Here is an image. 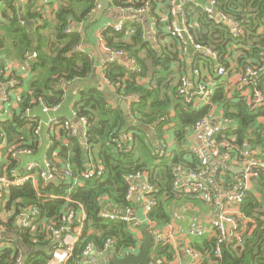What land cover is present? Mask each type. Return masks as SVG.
I'll use <instances>...</instances> for the list:
<instances>
[{
	"label": "trees",
	"instance_id": "16d2710c",
	"mask_svg": "<svg viewBox=\"0 0 264 264\" xmlns=\"http://www.w3.org/2000/svg\"><path fill=\"white\" fill-rule=\"evenodd\" d=\"M4 1V18L0 19V51L9 53L13 49L22 61L28 60L33 77L29 90L21 97L19 110L13 113L12 118L0 121V132L5 134L10 145L22 142L23 146L35 147L32 137L35 126L27 117L26 110L35 107L39 97H43L51 107L60 105L66 99V90L59 85L62 82L69 85L83 81L74 110L78 118L86 117L88 120L87 144L91 149L90 154L100 163V168L93 177L81 178L84 164L89 159L88 149H85L79 136L69 137L68 146L62 143V139H57L56 145H61L60 156L70 162L80 182L73 186L69 194L67 188L70 185L66 182L60 185L54 182L41 184V196L32 182L11 187L7 198L18 211L36 206L41 213L34 220L35 226L20 230L22 241L35 248L28 253L26 261L21 260L24 249L11 240L10 246L0 249V264H48L54 256V238L50 237L43 225L51 220L60 225L65 223L61 218L63 207L67 204L69 207L76 205L63 198H51L52 194L69 195L72 200L81 202L87 213L84 233L75 244L74 254L67 264L81 262L88 241L93 240L97 248L102 249L109 237L116 240L114 257L121 258L132 253L143 242V238H139L132 228L153 232L157 227L170 224L173 212L181 211L182 208L185 210L187 205L209 208L206 195L176 190L175 168L177 165L185 169L201 167L200 159L188 147L187 136L197 121L209 114L214 104L223 107L227 121L216 135L217 143L229 142L234 145V155L240 157L243 144L249 141L258 150V157L264 161V125L259 122L260 117L264 116V105L254 106L247 96L239 92L233 94L230 85L220 81L215 87L211 103L195 108L178 91L185 70H181L178 75L175 69V64L184 60H181L178 50L180 41L173 33L169 34L170 43L163 46L159 43L155 48L151 40L146 39L142 23H126L121 31H115L110 26L103 30L102 38L106 46L127 52L142 70H127L116 60L106 64L102 77L113 84L117 99L111 103L109 91L101 90L98 84L96 86L97 81L92 74L94 59L79 49L85 31L92 24L89 21L95 16L96 0H59V8L53 13L52 19L42 15L35 0L22 2L23 15L20 14L19 0ZM113 1L118 7L138 8L146 0ZM148 1L151 4L150 14L156 17V21L160 20L156 11L160 4L164 5L171 19L170 0ZM209 1H215L214 18L205 10V4ZM184 11L195 43L217 52V58L226 71L230 70L228 57H232L234 51H241L239 60L242 66L246 62L264 64V0H193L186 4ZM219 13L231 15L244 27L245 35L235 37L232 27L216 17ZM169 19L164 22L165 25L170 23ZM80 24L84 27L80 28ZM128 28L133 29L131 35L127 34ZM157 28L161 41L164 33L161 21ZM45 30H51V34L45 35ZM8 39L10 47L6 45ZM32 52H36L37 56L27 59V53ZM188 53L206 61L211 57L197 49L189 48ZM258 78V88L264 91V72ZM142 79L148 81L141 82ZM2 80L5 78L2 77ZM132 96L138 99L131 102L130 110L126 113L119 102ZM167 115L170 119H164ZM66 130L68 132L65 128L62 133L66 134ZM169 133L174 134L178 148L168 150L169 155L162 156L157 152L164 143H168ZM10 159L11 166H16L15 159ZM139 171L148 174V182L154 187L153 191L145 195L155 200L147 215L150 222L136 225L133 221L102 217V211L137 205L133 199H127V176ZM258 172V177L252 180L253 189L246 192L242 203L234 206L241 215L240 227L234 240L222 244L221 257L213 256L216 237L205 235L190 239V245L204 253L201 261L204 264H264V169ZM232 176V172L227 171L223 177L225 186L237 181H233ZM105 197L108 199L104 200ZM187 213L188 217L193 216L190 211ZM7 226L14 227L13 220ZM174 253L172 243L165 241L154 244L150 257L155 264L163 256L171 260ZM107 264L113 263L109 261Z\"/></svg>",
	"mask_w": 264,
	"mask_h": 264
},
{
	"label": "built area",
	"instance_id": "2783aa9c",
	"mask_svg": "<svg viewBox=\"0 0 264 264\" xmlns=\"http://www.w3.org/2000/svg\"><path fill=\"white\" fill-rule=\"evenodd\" d=\"M48 1H57V0H48ZM193 0H170V11L169 16L170 25L173 35H175L178 40L180 41V47L182 53L186 54L189 51L190 43H193L195 49L202 51L204 48L200 43H195V39L193 34L190 32L189 27L187 25V19L184 18L183 23L178 20V16L182 14L186 17V12L184 11V7L187 3ZM97 4L95 10H98L102 4L96 0ZM212 7H208L205 5V10L208 12L210 17L214 18L215 14L213 12V6L215 1H209ZM122 8V7H121ZM151 4L150 1H144V5L142 7L135 8L133 6L123 7V11L128 12H138V13H150ZM154 16H152L153 18ZM219 20L233 22L235 21L234 18L230 15L219 13L216 15ZM155 19V17H154ZM235 26L232 28V33L235 37L245 35V29L241 26L240 23L235 21ZM82 24H80L81 26ZM113 29L115 31H121L124 29L125 24L123 21L113 24ZM69 30V28H68ZM79 49L82 50V46H79ZM106 49L111 53L113 56L110 62L112 63L116 60L117 56H127L130 62H124L123 65L126 67L127 70H132L134 72H141L140 66L136 63L134 59L130 58V55L123 51H117L109 48L106 46ZM207 54L214 56L215 58L218 57V53L206 48ZM37 56L36 52L28 53L27 58H35ZM264 60V58H262ZM28 62V61H27ZM106 63V64H107ZM105 64V65H106ZM105 68V66H104ZM242 83L246 85L252 86V91L250 95H247V98L250 102L254 104V106H261L264 105V92L260 90L257 85L255 84L257 78L260 76L261 73L264 72V64H253L250 62L244 63L242 66ZM227 71L224 67H220L218 69V74L220 77L224 76ZM4 75V74H2ZM1 76V75H0ZM109 82V80L107 79ZM17 81L15 79L11 80V84H15ZM111 86L113 84L109 82ZM190 82L187 78H183L181 85L179 87V93L184 94L187 97V101L195 103L198 99H204L206 101H210L213 96V90L210 89L205 82H200L197 86V89L190 91L189 88ZM114 87V86H113ZM0 88V109L5 103H8L11 100L10 93L8 91H4ZM240 94L245 95L246 93L242 92ZM128 99V98H126ZM137 96L129 97L130 103L133 100H137ZM39 105L42 106V110L44 112H48L50 110L57 111L59 105H55L53 107L47 105L43 97H39L36 101ZM194 105V104H193ZM195 106V105H194ZM195 108H197L195 106ZM74 111V116L77 117V112ZM26 115L32 122L36 123L35 128V136L40 134L42 127L46 124L42 121L36 113H32V109L26 110ZM78 118V117H77ZM79 121L82 123L84 127V131L82 135L84 137V146L88 149L89 153V165L88 167L83 170L80 177L89 179L93 177L97 170L100 168V163L95 160L93 154H90L89 145L87 144V125L88 120L86 117L78 118ZM164 119H170V116L167 115ZM62 122V124H61ZM210 117L208 115L202 117L197 123L194 125L193 130L195 131H204V146L203 147H192V151L198 156L201 161V167L199 169H192L187 168L185 169L182 165H177L175 170L177 171L176 181H175V188L178 192H192L195 191L197 193H201L203 196H209V188L207 183L205 182V176L208 171L209 163H210V155L213 154L217 156L219 160H222L226 163H230L231 166L240 164L241 165V175L237 179V181L231 185L228 189V195L225 201L221 204L220 209L217 213V216L209 223H203L200 217L197 215H193L188 217L184 210L181 211H174L173 212V222L174 223H182L179 227L180 235L185 237H202L205 235H210L216 237V247L213 251L214 257H221L222 250L221 246L226 241H232L238 234V229L240 227V213L238 210L234 209L236 204H240L244 201L246 192L251 189L252 180L258 177L259 169H264V161L256 155V151L252 148V145L249 141H246L241 149L240 157L239 155H234V145L230 144L229 142H223L221 144L217 143L216 135L222 130V126L211 125ZM50 127L54 125H61L64 128L68 129V135L65 137L64 145H69V137H76L80 135V130L78 127L72 123L63 122L60 119L53 118L48 123ZM125 138V137H124ZM48 145V155L43 159H35L29 161L24 169H19L17 167L10 168L8 165H3L2 161L0 160V249L6 246H10L11 239L4 238L2 236L3 232L12 230L13 228L19 226L20 230L22 228H32L34 225V220L40 215L41 211L36 206L25 207L21 211H18L16 207L11 204V210L8 212L10 217H6L5 219L1 217L3 210L6 208L7 203L9 202L7 195L10 192L11 187L20 186L27 182H32L38 194L41 196L42 193L39 190L42 183H48L50 179L58 180L57 185L66 182L68 185L67 193L71 192L73 186L80 182V178L75 176L72 169L70 167H63L60 164V161L53 156L52 151L54 147V140L51 139ZM7 144V139L4 133H0V151L2 148L5 147ZM90 144V143H89ZM169 145L168 143H164V146H161L159 153L162 156L169 155L168 153ZM33 149L29 146L22 147H15V149L11 152L12 157H18L21 155L32 154ZM50 153V154H49ZM5 162V161H4ZM184 177L186 179H184ZM137 179H144L146 182V193H149L154 190V187L148 182V174L145 172H137L135 174H130L127 176V181L129 184L127 199L131 200L134 198V185ZM38 182V185H37ZM146 195V194H145ZM51 198H63L67 202L74 203L76 207H63L61 212L63 224H58L56 221L51 220L49 223H45L43 228L46 227V231L49 233L51 238L55 240L56 251L62 250L65 253V257L63 259H59L58 257L53 256L48 264H67V262L72 258L75 250V244L79 241L81 236L84 233L85 222L87 219V213L85 211L84 205L79 202L72 200L69 195L66 196H57V195H50ZM107 198V197H105ZM145 199V213L148 215V212L155 204L154 198L151 197H144ZM133 208L131 205H126L121 208L120 213H114L110 211H102L101 216L106 219L111 220H122V221H133L132 217ZM13 220L14 227L8 228L7 223ZM148 223L150 222L147 220ZM187 223L184 226V223ZM134 230V228H132ZM75 233L74 240L69 239L68 236ZM169 237L163 235L162 233H155L154 234V244H160L165 242ZM13 241V240H12ZM115 243L116 240L112 237L106 239L104 246L102 249H98L96 244L93 240L87 242L86 247L83 252V258L81 262L78 264H92L88 261L91 257H102L105 260L111 257H114L115 253ZM142 243H140L137 248L134 249L132 253H136V250H139ZM186 253L189 256L190 262L192 264H200L202 263V258L204 253L195 249L192 245H186L185 247ZM130 253V254H132ZM129 255V254H128ZM122 256L121 258L126 257ZM153 264V262L151 263ZM155 264H174L168 262L164 258H158Z\"/></svg>",
	"mask_w": 264,
	"mask_h": 264
},
{
	"label": "crops",
	"instance_id": "0c3cea01",
	"mask_svg": "<svg viewBox=\"0 0 264 264\" xmlns=\"http://www.w3.org/2000/svg\"><path fill=\"white\" fill-rule=\"evenodd\" d=\"M21 2V4H19ZM22 2L24 3V0H19V9L20 14L23 15L24 6H22ZM36 5L38 6V9L42 12V15L47 19H52L53 13L55 10L59 8L60 1H48V0H35ZM102 6L96 10L95 16L91 19V26H89V29L85 31L83 43H82V51L86 52L89 56H91L94 61V69H93V76L94 79H96V86L100 87L101 90L107 89L108 97L111 103H115L113 101H117L115 97V88L109 84L107 79L103 78V71L104 66L107 62H110L112 59L111 53L106 49V44L103 41L102 38V32L107 27H112L114 23H118L120 21H123L124 24L126 23H142L145 29V36L146 39L151 40L153 46L157 48L159 46H163L165 43H170V36L169 34H172V28L171 23L164 24V22L169 19L168 15L165 12V8L163 4H160L156 11L160 17V20L156 21V17L152 18V14L150 13H138V12H128L123 11L121 7H118L113 0H108L106 2L102 1ZM208 2L205 4L207 5ZM106 5V7H105ZM5 8V1L0 0V19H3L2 12ZM102 9V10H101ZM102 12H101V11ZM184 18L187 19V17H184L182 14L178 16V20L183 23ZM170 20V19H169ZM162 22L163 25V36L161 38V41L158 38V34L160 33L159 29L157 28V25L159 22ZM188 21V19H187ZM227 22V21H225ZM232 28L235 26V21L233 22H227ZM84 25L82 24L80 28H83ZM133 33L132 28H128L127 34L131 35ZM45 35H50L51 30H45ZM173 35V34H172ZM6 45L10 47V40H6ZM191 50H194L195 47L193 43H190L189 45ZM178 50L180 52L181 60H184V62H177L175 64V69L178 71V75L180 74L181 70H185V74H183V77L187 78L190 82L189 84V90L193 91L194 89H197V86L200 82H205L207 86L213 90H215V87L219 84L220 81H224L226 84L230 85V87L233 90V94L235 92L246 93L244 96L250 95L252 91L251 85H246L242 83V64L239 60L241 51H234V54L232 57L229 58L230 62V70H228L224 76L220 77L218 74V69L220 67H223L222 64L219 62L218 58H215L211 55L210 59L206 61L205 59H197L194 54L189 53H182L181 47L178 46ZM189 52V51H188ZM196 52V51H194ZM204 53L203 51H200ZM28 54V53H27ZM205 55H208L207 53H204ZM19 55L15 52V50L11 49L9 53L6 52V50L0 51V88L5 89L4 91H8L11 96V100L8 103H5L0 109V121L5 120L7 118H12L13 113L20 108V100L22 95L29 90L30 88V82L32 80L33 74L31 72V66L28 60L22 61L19 57ZM28 59V58H27ZM252 60V59H250ZM28 61V62H27ZM116 61L120 63L124 62H130L129 58L127 56H117ZM225 68V67H224ZM4 74V75H2ZM14 79L17 81L15 84H11V80ZM181 76V75H180ZM2 77L5 78V80H2ZM259 78H257L258 80ZM147 79H142L141 82H147ZM83 81H77L73 82L69 85L66 83H61L59 86L66 90V99L59 105L57 111H48L44 112L42 110V106L37 103L35 107L32 108V113H36L39 118L44 121L46 124L42 127L40 134L38 136H35V132H33L32 137L35 140V147L29 146L33 149L32 154H26L21 155L18 157H12L11 152L15 149V147H22L21 143H16L13 145H10L7 140V144L4 148L0 151V160L2 161L3 165H8L10 168H19L24 169L26 164L29 161L35 160V159H43L48 155V145L51 139L54 140V147L52 154L55 156L59 161L60 164L63 167H70L72 169V166L70 162H66L62 159L60 156V146L56 145L57 139H62V143L65 141V137L68 135V132L66 130V134H63L62 131L64 126L61 125H54L53 127L49 126V122L53 118L60 119L63 122L70 121L72 124L76 125L78 129L80 130V139L81 142L84 144V137L82 135V132L84 131V127L82 126V123L79 121V119L74 116V105L76 101L79 99L80 95V88L83 85ZM255 84L258 87V84L255 82ZM264 92V91H263ZM243 95V94H242ZM121 100V99H118ZM127 101L126 105L128 109L130 110V100L124 99L120 101L122 108L123 107V101ZM197 108L204 107L208 104H210V101H206L204 99H198L193 103ZM262 106V105H261ZM128 110V112H129ZM208 117H210V123L211 125L216 126H222L226 125L227 121L224 117V110L223 107L220 104H214L211 107V110L209 111ZM260 124L264 125V116L260 117L259 119ZM34 124V131L36 128V123L32 122ZM62 124V122H61ZM233 124V122H232ZM231 126V125H230ZM1 133V132H0ZM7 139V137H6ZM167 142L169 145V150L172 151L174 149L178 148V145L175 143V137L173 133H169L167 135ZM61 143V144H62ZM187 144L188 147H203L204 146V131H195L190 130L187 136ZM85 147V146H84ZM253 148V147H252ZM86 149V148H85ZM257 153L259 154L258 150L253 148ZM50 154V153H49ZM15 159L17 165L11 166V159ZM210 163L208 167L207 174L205 176V182L207 183V186L209 188V196L207 197L208 201V207L207 209H204L203 207L199 205H187L182 210H184L187 213V211H190L192 215H197L200 217L203 223H209L211 222L216 216L220 209L221 204L225 201L228 195V189L230 186H225L223 183L224 179L223 177L227 175V171L232 172V180H237L241 175V165L237 164L234 166H231L230 163H226L222 160H219L217 156H214L213 154L210 155ZM5 161V162H4ZM89 165V159L84 164V169H86ZM232 168V169H231ZM73 170V169H72ZM1 171V167H0ZM184 179H186L184 177ZM56 183L58 180L53 179L49 181L48 183ZM43 184V183H42ZM38 185V182H37ZM134 202L137 203L135 207H133L132 211V217L133 222L137 224H146L148 223V217L145 213V194H146V182L144 179H137L135 181L134 185ZM253 189V183L251 184V190ZM107 198H104V200H107ZM210 202V203H209ZM11 210V203H7L6 208L3 210V213L1 214V217L4 219L6 217H10L8 212ZM110 212L114 213H120L121 209L118 210L117 208H112ZM190 214V215H191ZM189 215V214H188ZM188 222L184 223V226L187 225ZM182 225V223H174L173 221L170 224H167L162 227H157L153 231V233H162L163 235L169 237V239L166 240V242H171L173 245V249L175 253L172 256V259H168L166 256H163L162 258L166 259L168 262L174 263V264H192L190 262L189 256L186 253L185 247L186 245H190L191 238L194 237H185L180 235L179 227ZM17 226V225H16ZM14 229V228H13ZM134 231L136 232L137 236L139 238L145 237L144 230L135 227ZM75 233H72V235L68 236L69 239L74 240ZM209 237V235H208ZM57 241V238L54 239V241ZM59 251H55L54 256L58 257L59 259H63L65 257V253L62 251L60 254ZM139 250H136L137 253ZM89 262L92 264H107L109 262L108 258L105 260L102 257H91L88 259ZM204 264V262L200 263Z\"/></svg>",
	"mask_w": 264,
	"mask_h": 264
},
{
	"label": "water",
	"instance_id": "95a60500",
	"mask_svg": "<svg viewBox=\"0 0 264 264\" xmlns=\"http://www.w3.org/2000/svg\"><path fill=\"white\" fill-rule=\"evenodd\" d=\"M21 4V2H19ZM208 7H212L210 3L207 5ZM204 53H207L206 48L202 50ZM127 101H123V110L124 112L128 113V107L126 105ZM53 179H50L51 181ZM2 236L7 239H11L15 241L17 244H19L24 249V254L22 257V262H25L27 259V255L31 250H34V247H30L26 243L22 241L20 238V228L19 226H16L14 229L3 232ZM154 246V233L151 231L145 232V237L142 242V245L137 253H132L127 255L124 258H117V257H111L109 261L113 264H151L152 259L150 257L151 249Z\"/></svg>",
	"mask_w": 264,
	"mask_h": 264
},
{
	"label": "rangeland",
	"instance_id": "374dc122",
	"mask_svg": "<svg viewBox=\"0 0 264 264\" xmlns=\"http://www.w3.org/2000/svg\"><path fill=\"white\" fill-rule=\"evenodd\" d=\"M100 3H102V1H104V2H106V1H108V0H98ZM105 7H106V5H105ZM102 10V9H101ZM100 10V11H101ZM102 12V11H101ZM59 253L61 254L62 253V251H59Z\"/></svg>",
	"mask_w": 264,
	"mask_h": 264
}]
</instances>
